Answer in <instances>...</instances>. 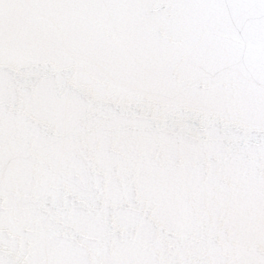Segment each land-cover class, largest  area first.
Instances as JSON below:
<instances>
[{"label":"snow or ice","instance_id":"1","mask_svg":"<svg viewBox=\"0 0 264 264\" xmlns=\"http://www.w3.org/2000/svg\"><path fill=\"white\" fill-rule=\"evenodd\" d=\"M0 264H264V0H0Z\"/></svg>","mask_w":264,"mask_h":264}]
</instances>
